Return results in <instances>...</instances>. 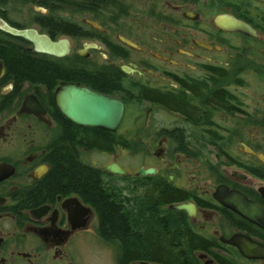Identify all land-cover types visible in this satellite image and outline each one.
<instances>
[{
    "label": "flooded vegetation",
    "instance_id": "obj_1",
    "mask_svg": "<svg viewBox=\"0 0 264 264\" xmlns=\"http://www.w3.org/2000/svg\"><path fill=\"white\" fill-rule=\"evenodd\" d=\"M0 47V264H89L98 246L111 264H166L124 260L100 204L130 233L145 215L180 225L195 240L183 264H264V218L232 206L241 195L264 209V0H0ZM24 57L61 73L34 81ZM67 85L121 102L115 127L68 118ZM77 167L96 173L101 200Z\"/></svg>",
    "mask_w": 264,
    "mask_h": 264
},
{
    "label": "trees",
    "instance_id": "obj_2",
    "mask_svg": "<svg viewBox=\"0 0 264 264\" xmlns=\"http://www.w3.org/2000/svg\"><path fill=\"white\" fill-rule=\"evenodd\" d=\"M0 47V51H2ZM11 51V50H10ZM3 52V51H2ZM13 52V51H11ZM7 52L9 57L15 56L14 53ZM41 63L37 60L25 59L24 57V76L34 81H49L53 80L61 70L55 68L49 63ZM79 178L76 182L83 187L89 188L92 195L101 200L102 192L99 189L98 177L94 171L89 178H86L85 171L81 172L77 167ZM162 195L157 193L156 199H160ZM108 206H111L108 204ZM99 210L102 214L103 222L106 221L114 233L122 236L125 241V252L122 253L124 260L149 257L163 261L166 264H183L185 262L184 250L195 245V240L182 232L180 225H172L170 231L165 229V224L157 218L156 223L153 222L148 215H145V221L140 222V231L130 233L126 219L121 217L116 207L107 208L105 204L99 205ZM154 225V227H153ZM188 257L193 261V256L188 253Z\"/></svg>",
    "mask_w": 264,
    "mask_h": 264
},
{
    "label": "water",
    "instance_id": "obj_3",
    "mask_svg": "<svg viewBox=\"0 0 264 264\" xmlns=\"http://www.w3.org/2000/svg\"><path fill=\"white\" fill-rule=\"evenodd\" d=\"M224 21L225 23H220ZM217 23L226 28L240 30L249 34H255L253 28L242 22L237 21L228 16L218 18ZM1 28L13 35L29 38L37 45L43 37L36 31L30 29H18L7 23H2ZM56 102L61 111L72 121L87 126H101L106 128H114L117 120H119L123 104L106 95L91 91L86 87H77L67 85L62 87L56 94ZM253 154L262 158L261 154L253 152ZM110 169L115 172H121V168L117 164L110 165ZM153 168L142 169L141 174L153 172ZM264 194V191H263ZM232 206L242 215L246 216L254 222H261L264 218V209L257 203L248 200L245 196L234 195ZM171 207L175 209H189L184 203H175ZM245 245L253 247V245L244 240ZM142 263H145L144 261Z\"/></svg>",
    "mask_w": 264,
    "mask_h": 264
},
{
    "label": "rangeland",
    "instance_id": "obj_4",
    "mask_svg": "<svg viewBox=\"0 0 264 264\" xmlns=\"http://www.w3.org/2000/svg\"><path fill=\"white\" fill-rule=\"evenodd\" d=\"M112 260V252L105 247H92L86 253V261H88L89 264H111Z\"/></svg>",
    "mask_w": 264,
    "mask_h": 264
}]
</instances>
